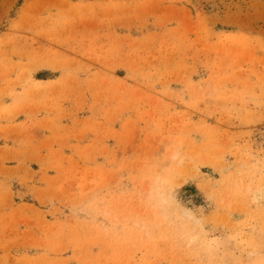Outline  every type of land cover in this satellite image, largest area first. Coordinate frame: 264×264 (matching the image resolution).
Masks as SVG:
<instances>
[{
    "label": "rangeland",
    "instance_id": "374dc122",
    "mask_svg": "<svg viewBox=\"0 0 264 264\" xmlns=\"http://www.w3.org/2000/svg\"><path fill=\"white\" fill-rule=\"evenodd\" d=\"M0 264H264V0H0Z\"/></svg>",
    "mask_w": 264,
    "mask_h": 264
},
{
    "label": "bare ground",
    "instance_id": "6f19581e",
    "mask_svg": "<svg viewBox=\"0 0 264 264\" xmlns=\"http://www.w3.org/2000/svg\"><path fill=\"white\" fill-rule=\"evenodd\" d=\"M173 154H175V152L173 151ZM174 156V155H173ZM174 158V157H173ZM157 182V181H156ZM262 189L257 188L256 190L253 191L252 195H251V200L252 201H259L263 194H262Z\"/></svg>",
    "mask_w": 264,
    "mask_h": 264
}]
</instances>
